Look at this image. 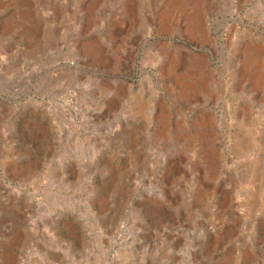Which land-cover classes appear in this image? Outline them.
<instances>
[{
  "label": "rangeland",
  "instance_id": "374dc122",
  "mask_svg": "<svg viewBox=\"0 0 264 264\" xmlns=\"http://www.w3.org/2000/svg\"><path fill=\"white\" fill-rule=\"evenodd\" d=\"M0 264H264V0H0Z\"/></svg>",
  "mask_w": 264,
  "mask_h": 264
},
{
  "label": "water",
  "instance_id": "95a60500",
  "mask_svg": "<svg viewBox=\"0 0 264 264\" xmlns=\"http://www.w3.org/2000/svg\"><path fill=\"white\" fill-rule=\"evenodd\" d=\"M228 20V18H223V21H227ZM191 50H193V49H191Z\"/></svg>",
  "mask_w": 264,
  "mask_h": 264
},
{
  "label": "bare ground",
  "instance_id": "6f19581e",
  "mask_svg": "<svg viewBox=\"0 0 264 264\" xmlns=\"http://www.w3.org/2000/svg\"><path fill=\"white\" fill-rule=\"evenodd\" d=\"M163 15H166V13H164ZM162 19H165V18H162ZM202 62V61H201ZM203 63V62H202ZM201 64V63H200ZM145 107V106H144ZM253 137V136H252ZM254 139V138H253Z\"/></svg>",
  "mask_w": 264,
  "mask_h": 264
}]
</instances>
